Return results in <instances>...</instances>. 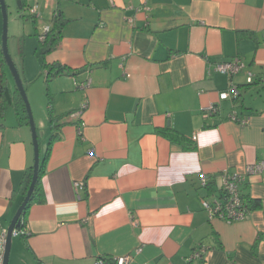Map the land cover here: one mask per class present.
Wrapping results in <instances>:
<instances>
[{
  "label": "crops",
  "instance_id": "obj_1",
  "mask_svg": "<svg viewBox=\"0 0 264 264\" xmlns=\"http://www.w3.org/2000/svg\"><path fill=\"white\" fill-rule=\"evenodd\" d=\"M28 1L37 4V27L61 11L67 22L45 61L78 73L46 83L30 41L24 88L34 101L42 73L37 113L48 120L50 96L61 119L55 128L48 120L42 201L13 234L8 264H92L126 253L130 264H264V169L240 187L246 203L260 202L244 219H209L202 206L219 196L225 174L264 163V0ZM235 57L244 64L237 73L214 69ZM230 84L238 97L219 100ZM210 103L216 113H203ZM231 111L249 122L231 121ZM33 160L29 126L11 104L0 116L1 227L24 198ZM200 245L204 261L187 263Z\"/></svg>",
  "mask_w": 264,
  "mask_h": 264
},
{
  "label": "built area",
  "instance_id": "obj_2",
  "mask_svg": "<svg viewBox=\"0 0 264 264\" xmlns=\"http://www.w3.org/2000/svg\"><path fill=\"white\" fill-rule=\"evenodd\" d=\"M29 14L33 16L36 20L40 18L37 11V4H32L28 8ZM50 26L45 25L42 27L41 33L38 34V40L42 41L44 34L49 31ZM244 67V64L238 58H231L229 60L221 61L215 63L214 69L222 74L231 76ZM253 81V75L248 72L247 83ZM77 88L85 89L89 86V81L87 82H75ZM239 95L238 89L234 84H230L229 87L218 94L219 100L224 99H235ZM86 105L84 104L82 108ZM217 111V104L210 103L208 106L203 108V113L213 114ZM73 117H79L80 112L76 111L72 113ZM229 119L240 125H246L249 122L247 116H240L235 111H231L229 114ZM196 140V137H192ZM264 169V163H256L248 165L243 173L234 172L232 174H225L222 178V183L220 186V193L215 199L211 201H202V206L206 210L209 219L219 218L226 222L238 221L244 219V217L249 213V208L247 203L241 193V185L245 182L246 177L252 173L260 172ZM201 186L205 187L207 184V177L204 173L198 175ZM82 181L74 182V187L79 189L83 186ZM18 230H14L13 234H16ZM7 228L0 226V264H3L4 251L6 243ZM140 248H136L135 252L138 253ZM206 252V247L198 246L193 253L186 258V262L190 263L192 261H204V254ZM133 259L132 253H126L118 256H98L94 258L92 264H130Z\"/></svg>",
  "mask_w": 264,
  "mask_h": 264
},
{
  "label": "trees",
  "instance_id": "obj_3",
  "mask_svg": "<svg viewBox=\"0 0 264 264\" xmlns=\"http://www.w3.org/2000/svg\"><path fill=\"white\" fill-rule=\"evenodd\" d=\"M20 1H21L20 5L22 6V8H25L26 6V8L28 9L30 7V3L28 0H20ZM33 19H34V23H36V19L34 17ZM66 22L67 20L64 19L61 11L56 12V14H54L50 29L44 34L43 40L39 41L37 39L39 43V46H37V56L40 58V63L46 83H48L50 80H52L57 76H61V75L74 76L78 73V71L71 70L68 67L58 62L47 63L45 61V56L58 47L62 36V29ZM38 34L39 33L35 32L36 37H38ZM5 67L6 64L4 61L3 52L1 48V41H0V116H3L8 106L12 104L18 122L20 124H28L27 112L25 110L23 100L16 86H15V90L11 91L10 86L8 84L7 72ZM48 99H49L47 103L48 120L52 128H55L57 127V122L61 119V116L54 115L52 111L51 97L49 96ZM50 144H51V139L47 144L48 147L43 157H40L39 169H38L37 179L34 184L33 192L31 193L29 201L27 202L23 214L21 215L20 225L17 230H20L23 227V218L29 206L34 202L42 201V191H41L40 181H41V177L44 174V169L48 158V150ZM32 174H33V166L31 165L25 170L22 177L21 191L23 197L26 195L27 190L29 188ZM247 206L249 210H252L258 208L260 206V202L258 200H248Z\"/></svg>",
  "mask_w": 264,
  "mask_h": 264
},
{
  "label": "rangeland",
  "instance_id": "obj_4",
  "mask_svg": "<svg viewBox=\"0 0 264 264\" xmlns=\"http://www.w3.org/2000/svg\"><path fill=\"white\" fill-rule=\"evenodd\" d=\"M5 5H6V13H7V31H6L7 50H8V53H9L11 60L15 64V67L19 71L20 76H22V61H23V59L25 58L24 61H26V62H28V60L30 58L32 59V56H31L32 54L30 53V51L28 53V45H29L30 41H34V43H36L39 46L35 32H37V30H39L41 33L42 27H37L35 25L34 19L29 14V11L26 8V6H25V8L19 9L18 4H17V0H5ZM2 29H3V16H2V10L0 7V36L2 34ZM24 43L26 44V52L27 53L23 52ZM23 54H24V56H23ZM5 68H6V72H7L8 84L13 91V90H15L14 78L10 72V69L7 66ZM39 74L40 75H38L37 78L42 79L43 78L42 73H39ZM38 79H36L32 85L34 92L37 93L36 99L38 98V93L41 95L45 94V91L42 89V84L40 82L41 80H38ZM27 88H28V86L25 85L26 96H27V99H28L29 104H30L34 124L36 127L38 144L43 149L45 140L47 142V138L49 136L48 120L46 117L45 110H44L45 114L43 113L41 115L42 117H40V115L37 113V107H36L37 103L35 101L36 99L33 101L31 94L27 92ZM39 99H40V95H39ZM41 100H42V97H41ZM44 102L46 103V101H44V99H43V103ZM44 138H46V139H44Z\"/></svg>",
  "mask_w": 264,
  "mask_h": 264
},
{
  "label": "water",
  "instance_id": "obj_5",
  "mask_svg": "<svg viewBox=\"0 0 264 264\" xmlns=\"http://www.w3.org/2000/svg\"><path fill=\"white\" fill-rule=\"evenodd\" d=\"M17 4L19 9H22L21 1L17 0ZM0 7L2 10V16H3V29H2V34L0 36V41H1V48L3 52V57L6 66L10 69V72L14 78L15 81V86L23 100L25 110L27 112V117H28V126L31 132V138H32V144H33V150H34V160H33V174L31 177V182L29 185V188L27 190L26 195L24 196L20 206L18 207L16 213L12 217L8 227H7V235H6V243H5V251H4V260L3 264H8L9 260V253L11 249V243H12V236H13V231L17 230L20 225V218L21 215L23 214L24 208L29 201V198L31 196V193L33 192L34 184L37 179V174H38V169H39V163H40V150H39V144H38V139H37V132H36V127L34 124L31 108L29 101L26 96L25 88L23 81L20 77V74L15 67V64L11 60L8 50H7V44H6V31H7V13H6V5H5V0H0Z\"/></svg>",
  "mask_w": 264,
  "mask_h": 264
}]
</instances>
